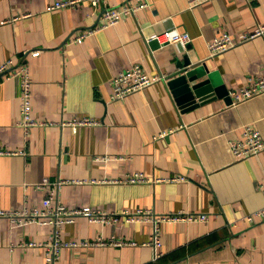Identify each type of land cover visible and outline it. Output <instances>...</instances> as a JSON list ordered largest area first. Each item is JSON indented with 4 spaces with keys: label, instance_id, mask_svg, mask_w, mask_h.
<instances>
[{
    "label": "crops",
    "instance_id": "1",
    "mask_svg": "<svg viewBox=\"0 0 264 264\" xmlns=\"http://www.w3.org/2000/svg\"><path fill=\"white\" fill-rule=\"evenodd\" d=\"M54 1L0 0V61L28 66L31 115L44 122L24 129L18 79L0 75V207L45 208L53 184L36 183L47 177L71 180L50 206L207 214L159 221L157 247L150 242L151 219L103 223L77 215L58 227L60 238L73 242L60 248L59 264H264V217L246 219L264 204V148L235 159L230 147L245 125L264 136V91L237 103L216 95L182 108L167 79L118 98H111L110 83L133 63L150 75H167L188 56L228 91L246 85L264 75V36L214 55L207 41L264 22V0H149L69 43L67 37L96 23L102 4L84 0L49 9ZM167 28L187 31L190 43L156 45L151 36ZM80 116L99 123L60 124ZM135 173L146 180H125ZM173 175L184 179L169 180ZM51 232L49 223L0 216V264H44V247L28 242L45 241ZM156 250L162 254L154 258Z\"/></svg>",
    "mask_w": 264,
    "mask_h": 264
},
{
    "label": "built area",
    "instance_id": "2",
    "mask_svg": "<svg viewBox=\"0 0 264 264\" xmlns=\"http://www.w3.org/2000/svg\"><path fill=\"white\" fill-rule=\"evenodd\" d=\"M81 1L84 0H56L48 5L49 9L57 7H74L77 6ZM93 5L102 4L99 11V17L95 24L86 27L69 37H67L66 42L81 41L88 34H91L97 30L103 29L105 27L116 24L122 18L129 14L134 13L137 9L147 7L149 5V0H125L118 4L105 5V0H88ZM203 0H189L190 4H194ZM255 36H264V22L254 25L250 29H245L239 31L236 35H232L227 31L218 33L211 39L207 41V47L210 55H214L218 52L224 51L227 48L235 45L236 43L242 42L244 40L250 39ZM155 39L159 46L170 43H180L183 47H186L190 41L191 36L187 31H181L176 28H167L155 33L151 36ZM0 75H6L10 77H15L18 79L20 85V102H21V119L19 123L27 129L33 125L44 123L43 121H38L31 115V90H30V78H29V68L25 63H16L12 58H8L4 61H0ZM166 74L156 73L153 75L148 74L141 67L139 63H133L129 67H125L117 71L111 78V98H118L128 95L134 91H140L147 87L148 84L157 79H165ZM264 91V75H255L250 77V81L238 89L229 91L232 98V103H237L246 98L252 97L260 92ZM99 123V120L95 117L90 116H80L72 117L67 120H63L60 124H69L73 128L82 124H95ZM166 131H162L160 134L164 135ZM231 150L234 154L235 159H240L250 154L257 153L259 150L264 148V136L254 127L250 125H245L243 127L240 137L234 138L230 143ZM169 180H179L184 179L183 175H173L168 177ZM126 181L135 180H146V178L138 173L129 174L125 177ZM70 179L58 178L54 181H50L47 177H44L40 182L36 183L38 187H44L47 184L52 183L53 187L50 188L48 194L43 198V204L45 208H5L0 207V216H6L12 222H17L24 224L27 222L37 221L40 223H49L52 226L51 235L45 241L35 242L29 241L28 244L42 245L45 249V263L44 264H59V251L63 245L73 244V242H68L60 238L59 236V226L64 222L73 221L74 217L77 215H84L90 221H99L103 223H114L118 221L120 217L125 220H148L151 219L153 223V230L151 234L150 242L155 246H159L160 241V231L158 223L163 219H206V213H194L178 211L176 213L168 214H153L149 215L147 210L137 209L134 211H129L128 209H123L119 212H108L99 209L96 206L84 205L79 207H66L62 203H55V205L50 206L51 198L57 193V189L66 182H70ZM260 186L264 195V182L260 183ZM264 217V204L248 213L246 219L248 221H254L258 218ZM84 244L88 242H83ZM161 250H156L154 253V258L161 255Z\"/></svg>",
    "mask_w": 264,
    "mask_h": 264
},
{
    "label": "water",
    "instance_id": "3",
    "mask_svg": "<svg viewBox=\"0 0 264 264\" xmlns=\"http://www.w3.org/2000/svg\"><path fill=\"white\" fill-rule=\"evenodd\" d=\"M177 68L167 74L165 79L176 103L183 106L182 108L193 107L197 102H205L216 95L224 96L228 103H232L229 91L213 80L212 73L206 70L204 63L193 64L188 56H184L177 63Z\"/></svg>",
    "mask_w": 264,
    "mask_h": 264
}]
</instances>
